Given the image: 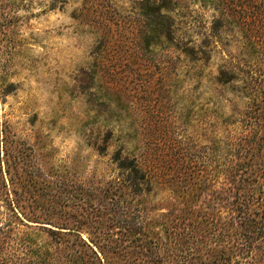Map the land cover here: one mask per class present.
<instances>
[{
  "label": "rangeland",
  "instance_id": "rangeland-1",
  "mask_svg": "<svg viewBox=\"0 0 264 264\" xmlns=\"http://www.w3.org/2000/svg\"><path fill=\"white\" fill-rule=\"evenodd\" d=\"M143 1L0 0V225L10 220L12 233L32 236L37 226H48L32 221L66 218L71 205L63 192L58 196L56 183L70 189L109 179L117 137L130 141L135 152L164 159L179 152L194 155L204 141L200 133L209 138L210 85L203 81L199 91L193 77L214 74L221 58L238 52L240 40L221 28L218 40H179L207 41L212 48L202 68L186 64L175 45L158 36L142 38ZM168 6L175 23L191 26L193 38L217 17L205 0H169ZM231 99L222 94L227 112ZM93 139L108 141L104 154L90 145ZM30 173L45 182L44 200L28 198ZM55 199L59 204L51 202ZM170 199L160 192L152 202L166 205ZM52 205L61 211L55 213ZM15 251V244L3 250L8 258ZM28 258L23 252L20 264Z\"/></svg>",
  "mask_w": 264,
  "mask_h": 264
},
{
  "label": "trees",
  "instance_id": "trees-1",
  "mask_svg": "<svg viewBox=\"0 0 264 264\" xmlns=\"http://www.w3.org/2000/svg\"><path fill=\"white\" fill-rule=\"evenodd\" d=\"M168 1H143L149 12L140 15L142 38L158 36L175 45L186 64L202 68L212 48L207 41L179 40H218L219 28L240 40L238 52L221 58L214 74L193 77L199 91L203 81L210 85L209 138L200 133L204 141L194 155L164 159L135 152L130 141L117 137L109 179L81 188L55 184L72 207L60 223L32 221L48 224L34 228L32 236L12 233L10 220L0 225V264H20L23 252L31 260L22 264H264V0H205L217 17L195 38L191 26L175 23ZM110 84L116 86L113 77ZM226 93L233 100L229 112L221 105ZM107 143L90 140L99 155ZM42 183L28 174L29 199L44 200ZM160 192L170 194L166 205L152 202ZM11 204L16 208L18 199ZM14 244L17 251L8 258L3 250Z\"/></svg>",
  "mask_w": 264,
  "mask_h": 264
}]
</instances>
